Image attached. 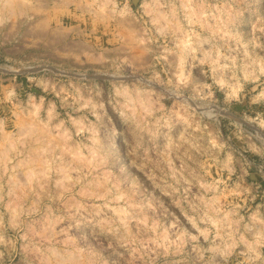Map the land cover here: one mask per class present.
<instances>
[{"label": "rangeland", "instance_id": "374dc122", "mask_svg": "<svg viewBox=\"0 0 264 264\" xmlns=\"http://www.w3.org/2000/svg\"><path fill=\"white\" fill-rule=\"evenodd\" d=\"M0 264H264V0H0Z\"/></svg>", "mask_w": 264, "mask_h": 264}]
</instances>
